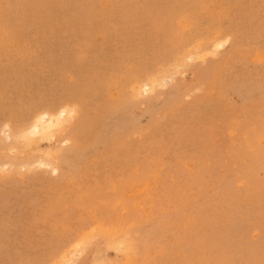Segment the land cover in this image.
<instances>
[{
  "label": "rangeland",
  "instance_id": "obj_1",
  "mask_svg": "<svg viewBox=\"0 0 264 264\" xmlns=\"http://www.w3.org/2000/svg\"><path fill=\"white\" fill-rule=\"evenodd\" d=\"M0 264H264V0H0Z\"/></svg>",
  "mask_w": 264,
  "mask_h": 264
},
{
  "label": "bare ground",
  "instance_id": "obj_2",
  "mask_svg": "<svg viewBox=\"0 0 264 264\" xmlns=\"http://www.w3.org/2000/svg\"><path fill=\"white\" fill-rule=\"evenodd\" d=\"M55 109H56V106L53 105L52 107H50L49 111L52 112V111H54ZM63 109H64V107H63ZM61 110H62V109H61ZM49 111H48V112H49ZM58 112H59V111H58Z\"/></svg>",
  "mask_w": 264,
  "mask_h": 264
}]
</instances>
